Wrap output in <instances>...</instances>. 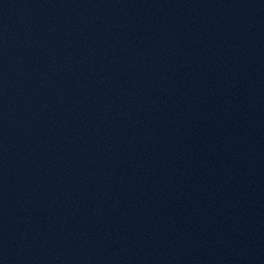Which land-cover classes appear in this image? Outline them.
Wrapping results in <instances>:
<instances>
[{
    "label": "water",
    "instance_id": "water-1",
    "mask_svg": "<svg viewBox=\"0 0 264 264\" xmlns=\"http://www.w3.org/2000/svg\"><path fill=\"white\" fill-rule=\"evenodd\" d=\"M0 264H264V0H0Z\"/></svg>",
    "mask_w": 264,
    "mask_h": 264
}]
</instances>
